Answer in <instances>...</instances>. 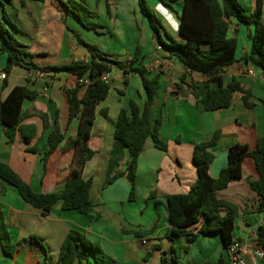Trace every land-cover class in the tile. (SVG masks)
<instances>
[{"label": "crops", "instance_id": "0c3cea01", "mask_svg": "<svg viewBox=\"0 0 264 264\" xmlns=\"http://www.w3.org/2000/svg\"><path fill=\"white\" fill-rule=\"evenodd\" d=\"M61 1L67 0H29L25 6L20 0L9 3L0 0V17L4 9L2 2L17 28L14 35L25 45L31 55L29 59L39 67L89 61L91 55L78 42L80 38L96 45L101 54L124 62L127 68L146 67L149 79L159 76L151 120L154 124L158 118L162 119L160 138L167 143L168 150L157 149L150 138L146 141L138 158L135 200L129 199L132 185L126 175L109 184L112 177L126 171L130 160L128 150L115 139L119 113L122 109L130 110L131 100L143 109L147 99L140 74L131 72L129 84L125 85L123 71L115 67L109 74V95L96 107V120L88 142L95 155L82 172L84 179H92L90 198L95 204L94 212L86 215L77 210H64L59 201L44 216L40 209L26 203L14 187L0 179V207L17 248L14 256H10L0 240V264H59L61 246L72 230L99 245L119 264H161L162 255L167 259L166 264H214L221 256L226 259L223 233L199 237L185 254L187 237L173 240L170 237L164 195L187 194L191 190L198 179L194 146L211 140L216 132L220 138L211 150L214 154L210 165L212 178H218L227 167L233 145H247L253 150L258 139L264 136V73L244 60L251 51L255 27L232 20L229 36L237 37V61L222 73L225 85L233 79L240 82L250 93L251 103L246 104L243 94L237 92L230 108L205 112L189 84H201L207 77L191 72L185 82L181 81L185 72L183 65L160 48L157 34L140 13L138 0H81L92 13L89 20L93 26L88 28ZM147 1L162 21V35L168 33L184 42L180 34L184 0H175L173 8L160 0H153V4ZM254 8L255 4L246 11ZM138 45L142 48L141 56L131 64ZM156 64L160 66L158 70L153 68ZM6 66L7 54L0 49V75H6L5 79L0 78V102L15 87H28L38 97L24 101L23 130L17 132L13 143L8 142L7 127L0 123V162L17 172L36 193L61 191L72 170L73 143L81 126L80 118L69 119L67 94L78 81L66 72H42V77L40 71L21 66H14L7 74ZM53 132L63 135L64 140L45 164L48 139ZM25 136L33 137L25 140ZM242 169V178L231 182L218 197L239 208L230 237L241 245L242 258L247 264H264V259L254 254L256 248H261L256 239L258 228L264 223V211L257 210L259 198L248 183L250 179H258L254 160L246 158ZM202 223L200 220L188 230L197 233ZM134 232L146 235L136 237ZM74 264H96V259L90 257Z\"/></svg>", "mask_w": 264, "mask_h": 264}, {"label": "trees", "instance_id": "16d2710c", "mask_svg": "<svg viewBox=\"0 0 264 264\" xmlns=\"http://www.w3.org/2000/svg\"><path fill=\"white\" fill-rule=\"evenodd\" d=\"M10 2L11 0H5ZM23 6L29 0H20ZM45 2L46 0H32ZM163 4L173 8L175 0H160ZM69 12L74 13L85 27H92L90 22L92 13L87 7L77 0L61 1ZM264 0H256L253 11L248 12L238 0H184V11L181 17L180 34L185 41L174 39L168 33L162 35V21L152 10L147 0H138L140 13L145 17L158 37V44L165 49L170 57L176 58L183 65L185 72L181 81L185 82L191 72H198L207 77L201 84L194 82L189 86L193 90L198 105L205 112L228 109L232 106L233 96L240 92L246 104L251 103V95L237 80L233 79L224 84L222 73L225 68L233 65L236 60L237 37L229 36L231 22L236 19L239 23L255 27L252 48L246 53L244 60L252 62L264 73ZM3 15L0 17V49L7 54L5 71L9 74L14 66H21L27 70L40 72H66L76 77L77 81L87 78L90 85L81 89L77 85L67 90L69 103V119L80 118V130L74 140L75 157L70 176L63 190L42 194L32 190L21 176L10 166L0 162V179L14 187L23 200L36 209H40L44 216L50 214L53 206L61 201L64 210H77L82 214L94 212L95 204L90 198L92 179H84L83 168L95 155L88 142L91 137L93 124L96 120V107L103 102L111 90L110 84L102 81V76L110 74L117 67L123 71L124 84L128 85V76L137 72L147 93L143 109L131 100L130 110L122 109L119 113L115 130V139L120 141L128 150L130 160L124 173L115 175L109 180L113 184L120 176L126 175L132 185L130 201L135 200L136 175L138 158L144 150L146 141L150 138L154 146L162 151H167V143L160 138L162 119L158 118L154 124L151 120V109L159 83V76L152 79L146 77L148 69L144 66L127 68L124 62L111 59L100 53L96 45L88 44L78 38V42L85 46L91 55L89 61L73 62L66 65L37 66L29 57L25 45L14 35L16 26L10 19L5 4ZM248 12V13H247ZM12 26V30L8 27ZM168 41L165 40V38ZM142 53L141 46H137L131 64L136 62ZM125 95L123 91H119ZM38 97L36 91L28 87H15L5 100L0 102V123L7 127L8 142L13 143L18 131H22V107L25 100H34ZM44 117V115H43ZM33 136H25L31 140ZM220 134L216 132L211 140L198 143L194 146L193 158L198 173V179L187 194L164 195L166 201L167 221L171 227L170 237L185 236L187 246L185 254L190 251L191 244L199 237L223 233L226 237V248L230 245V232L233 228L239 208L230 202L218 197L220 191L228 188L231 182L242 178V164L246 158L254 160L258 179L248 181L250 188L259 198L257 210L264 211V136L258 139L255 149L250 150L247 145L235 144L229 149L228 165L223 169L218 178L210 175V165L214 160L212 148L219 141ZM64 136L51 133L48 139L49 149L45 153L44 163L57 150L63 142ZM156 204H160L159 201ZM203 220L197 233L188 228ZM136 237H143L144 233H133ZM0 240L5 252L14 256L17 251L8 232L4 213L0 207ZM256 244L264 251V224L257 231ZM175 252V249H174ZM96 259V264H119L115 259L106 254L99 245L93 244L78 231L72 230L64 240L60 254L59 264H74L75 262ZM146 257V259H148ZM167 259L162 255L161 264H166ZM214 264H227L221 256Z\"/></svg>", "mask_w": 264, "mask_h": 264}, {"label": "built area", "instance_id": "2783aa9c", "mask_svg": "<svg viewBox=\"0 0 264 264\" xmlns=\"http://www.w3.org/2000/svg\"><path fill=\"white\" fill-rule=\"evenodd\" d=\"M160 48H162V47L160 46ZM153 68L158 70L160 68V66L158 64H156V65H154ZM249 74H253V72L250 71ZM39 76L43 77L44 73L40 72ZM0 78L5 79L6 75L1 74ZM101 79H102V81H104L105 83H108V84H110V82H111L109 74L103 75ZM78 85H80L81 89L85 91V89L90 85V81L87 78H83V79H80L78 81ZM226 251H227L226 252L227 264H247L245 262V260L242 258V247L238 242L232 241L230 243V245L228 246ZM254 254L258 258L264 259V251L261 248H256V250H254Z\"/></svg>", "mask_w": 264, "mask_h": 264}, {"label": "rangeland", "instance_id": "374dc122", "mask_svg": "<svg viewBox=\"0 0 264 264\" xmlns=\"http://www.w3.org/2000/svg\"><path fill=\"white\" fill-rule=\"evenodd\" d=\"M77 1L80 2V3H82L81 0H77ZM238 1L244 7L245 10L251 8V5H254L256 3V0H238ZM151 2L153 4V0H151ZM148 4L151 6V4H150L149 1H148ZM173 6H174V4H173Z\"/></svg>", "mask_w": 264, "mask_h": 264}, {"label": "water", "instance_id": "95a60500", "mask_svg": "<svg viewBox=\"0 0 264 264\" xmlns=\"http://www.w3.org/2000/svg\"><path fill=\"white\" fill-rule=\"evenodd\" d=\"M3 190H6V189H3Z\"/></svg>", "mask_w": 264, "mask_h": 264}]
</instances>
